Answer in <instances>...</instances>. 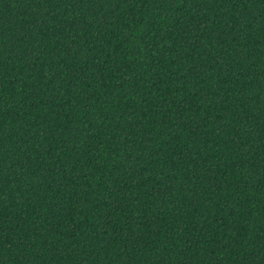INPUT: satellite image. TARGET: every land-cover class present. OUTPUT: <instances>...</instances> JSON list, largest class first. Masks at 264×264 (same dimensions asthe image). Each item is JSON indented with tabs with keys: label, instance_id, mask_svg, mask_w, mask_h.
Listing matches in <instances>:
<instances>
[{
	"label": "trees",
	"instance_id": "trees-1",
	"mask_svg": "<svg viewBox=\"0 0 264 264\" xmlns=\"http://www.w3.org/2000/svg\"><path fill=\"white\" fill-rule=\"evenodd\" d=\"M0 264H264V0H0Z\"/></svg>",
	"mask_w": 264,
	"mask_h": 264
}]
</instances>
